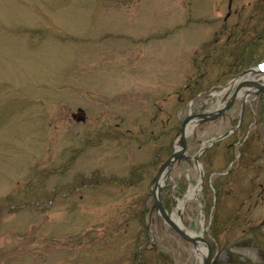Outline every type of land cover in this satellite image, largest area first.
<instances>
[{
  "label": "rangeland",
  "instance_id": "rangeland-1",
  "mask_svg": "<svg viewBox=\"0 0 264 264\" xmlns=\"http://www.w3.org/2000/svg\"><path fill=\"white\" fill-rule=\"evenodd\" d=\"M227 1L0 0V264H134L140 257L154 264L151 243L175 254L177 264L200 263L152 210L151 180L187 113L207 109L206 96L264 65L261 49L251 63L232 51L208 62L228 34ZM199 79L201 92L188 99L186 86ZM246 100V116L216 142L212 159L214 169L226 170L227 146L243 156L219 202L230 242L227 251L212 250L215 264H264V93ZM239 107L196 126L189 155L236 127ZM78 109L83 122L71 118ZM164 147L169 153L143 180L120 181ZM176 177L194 183L164 208L185 232L205 239L211 217L198 201V170L192 162L174 165L163 189L173 190Z\"/></svg>",
  "mask_w": 264,
  "mask_h": 264
},
{
  "label": "water",
  "instance_id": "water-1",
  "mask_svg": "<svg viewBox=\"0 0 264 264\" xmlns=\"http://www.w3.org/2000/svg\"><path fill=\"white\" fill-rule=\"evenodd\" d=\"M257 69L250 68L239 73L235 78H233L226 86L221 87L217 92H214L211 95L205 97L206 102L203 103V107L209 105V107L204 111H198L192 113L189 111L187 115L182 119L180 123L179 130L176 134L177 142L176 145L170 154V156L160 164L158 167L153 179L151 180L152 188L150 190V195L152 197L153 205L152 210H154L162 222L174 231L181 239L185 242L190 243L194 247V253L197 254L200 263L199 264H214V257L212 253V248L210 244L202 237L197 236L194 233H187L183 230L182 225L172 219V217L165 210L161 195L162 189L166 184V179L170 176V171L174 165L179 166L181 162H186L190 165V162L194 164L199 173V183L197 188L202 187L203 183V171L198 163V158L202 152L210 148L214 143L226 138L229 136L234 129H236L242 121V115L244 107L246 104V99L250 95L257 96L264 93V78L261 80H252L248 78L250 75H264V65L256 66ZM254 89V91H253ZM227 92V97L225 103L218 109H211L212 104L220 96L217 95L223 92ZM240 102L241 106V115L239 122L236 127L227 130L223 134L210 139L211 141L207 147L200 146L193 155L188 153V142L187 138L189 134L192 133L193 129L201 124L217 122L220 119L224 118L228 110L236 103ZM76 122H83L85 120L84 112L80 109L77 110L76 114L71 115ZM181 217V214L179 213ZM197 245H203L205 247V253L198 252Z\"/></svg>",
  "mask_w": 264,
  "mask_h": 264
},
{
  "label": "trees",
  "instance_id": "trees-1",
  "mask_svg": "<svg viewBox=\"0 0 264 264\" xmlns=\"http://www.w3.org/2000/svg\"><path fill=\"white\" fill-rule=\"evenodd\" d=\"M220 49L221 51L217 55V57H212L214 53L209 54L208 58H210V60H208V62H210L212 58H216L213 60L214 63H216L217 61L218 62L223 61L221 60V58H224V55H226V53L227 55L230 56L229 52L231 51L233 53L232 56L236 57L234 55L237 52L236 49L232 50V47H228L226 48V50H222L221 47ZM244 53L246 52H242L241 55L242 54L244 55ZM237 58H239V56ZM251 62L252 60H250V63ZM263 62H264V59L258 61V63H263ZM250 63L242 67L239 66V68L237 69H235V66H232L231 69H229V72L226 76L228 77L233 76L234 74L245 69V66L249 65ZM206 70H207L206 74H209V71H208L209 69L207 67H206ZM201 83L202 82L199 79L195 81L192 85L186 86V90L191 94L187 96L188 99L195 96L194 94L201 92V89H202ZM246 109H247L246 110V113H247L248 108ZM219 144L220 143H215L212 147L204 151L199 157V161L202 164V169H203V184H202V194L200 195L198 201L202 207V211L204 212V214L207 215V218L209 219L211 217V220L208 221L210 222L209 224L210 226H209L208 231L205 233V239L208 240V242H210L212 250L214 251L215 254H217L220 251H227L229 249L228 244L230 242V240L228 239V235H227L229 233L228 228L226 227L221 230L222 221H221V218L219 219V216H220L219 202L221 203L222 197L226 196L225 188L229 182V179L235 173L243 169V166L241 164V160L243 159V156L240 154L241 151H238L237 153H235L233 149L228 146H227V153L225 154V159L226 161L230 162L229 166L226 167V170L224 167L219 170H216L213 168L212 159H213V156ZM165 151H168L169 153V148L168 147L158 148L155 151L152 160L148 164L141 165L139 167H135L132 169V171L130 172L129 181L125 179L120 180V181L124 182L125 184L131 185V186L136 185L138 182L144 179V172L146 171V169L152 166L155 167L159 163H161L162 161L161 155ZM242 154H243V151H242ZM236 156L238 157L240 156V157L237 160H235L234 158H236ZM175 180L176 182L175 181L174 182L176 183V187L173 190L170 191V187L168 185L162 191V203L164 205L167 204L168 199L172 200L171 198L181 196L184 193L188 183L189 184L194 183L193 178L192 179L189 178L187 181L183 177H179V178L176 177ZM19 209H20L19 207L9 208L8 212L17 211ZM143 214L145 216H149V209L144 208ZM192 214L194 217H197L196 209L193 210ZM213 223L215 224L214 226H213ZM145 233H146L145 228H143V232L141 230L140 235L144 236ZM145 237L150 239L148 235H145ZM248 243H251V242L245 243L244 246ZM151 248L153 249L154 258H155L154 264H177L175 263V259H174L175 254L172 255L170 250L161 251L160 247L155 243H151ZM141 251H143V248L141 249ZM227 255H229L230 258L233 257V254L227 253ZM263 258H264V255H263ZM230 262H233V261L230 260ZM134 264H146V263L143 262L140 257L134 260Z\"/></svg>",
  "mask_w": 264,
  "mask_h": 264
},
{
  "label": "flooded vegetation",
  "instance_id": "flooded-vegetation-1",
  "mask_svg": "<svg viewBox=\"0 0 264 264\" xmlns=\"http://www.w3.org/2000/svg\"><path fill=\"white\" fill-rule=\"evenodd\" d=\"M231 19L234 20L232 25L228 24V20L230 21ZM250 23H252V25ZM222 26L224 30L228 31L226 38H224L220 44L222 50L232 47V50L236 49L237 52L235 54L239 56L240 59L244 56L243 54L241 55V53L246 52L244 54H247V57L244 61H253L258 50L261 49L264 51V0H228ZM252 26L254 28L250 30ZM244 33L246 35H244ZM247 35L256 37L250 41H244L242 37ZM234 60H236V58ZM258 61L260 60H257V62ZM238 115L240 118L241 106L239 107ZM244 116H246V105L242 118Z\"/></svg>",
  "mask_w": 264,
  "mask_h": 264
},
{
  "label": "bare ground",
  "instance_id": "bare-ground-1",
  "mask_svg": "<svg viewBox=\"0 0 264 264\" xmlns=\"http://www.w3.org/2000/svg\"><path fill=\"white\" fill-rule=\"evenodd\" d=\"M263 78H264V76H263ZM203 146V145H202ZM197 187V186H196ZM187 233H189V232H187ZM189 234H191V233H189ZM197 247V250H198V252H201V253H205V247L203 246V245H197L196 246ZM196 255V257H198L197 256V254H195ZM197 259V258H196ZM199 259V258H198Z\"/></svg>",
  "mask_w": 264,
  "mask_h": 264
}]
</instances>
